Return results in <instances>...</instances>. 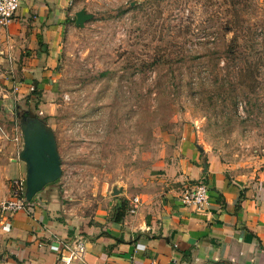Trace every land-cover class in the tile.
I'll use <instances>...</instances> for the list:
<instances>
[{"label": "rangeland", "instance_id": "obj_1", "mask_svg": "<svg viewBox=\"0 0 264 264\" xmlns=\"http://www.w3.org/2000/svg\"><path fill=\"white\" fill-rule=\"evenodd\" d=\"M88 14L64 33L48 96L1 92L2 129L31 118L51 135L61 173L46 187L70 219L161 190L182 138L237 183L264 182V0H110Z\"/></svg>", "mask_w": 264, "mask_h": 264}, {"label": "crops", "instance_id": "obj_2", "mask_svg": "<svg viewBox=\"0 0 264 264\" xmlns=\"http://www.w3.org/2000/svg\"><path fill=\"white\" fill-rule=\"evenodd\" d=\"M108 1L20 0L13 20L0 26V105L7 102L5 89L16 91V99L30 92V98L48 96L57 80L64 33L76 27L74 13H88ZM191 141H180L161 190L120 196L90 220L70 219L60 196L48 187L28 202L26 211L9 219L0 214V264H55L47 246L77 234L85 244L79 264H264V182L228 178ZM21 150L20 127H0V202L9 196L8 181L24 177ZM200 179L207 187L206 204L200 211L182 207L178 195ZM134 196L140 204L130 214ZM118 201L126 210L114 222Z\"/></svg>", "mask_w": 264, "mask_h": 264}, {"label": "built area", "instance_id": "obj_3", "mask_svg": "<svg viewBox=\"0 0 264 264\" xmlns=\"http://www.w3.org/2000/svg\"><path fill=\"white\" fill-rule=\"evenodd\" d=\"M20 0H0V26H7L14 18ZM32 90L31 88L29 89ZM9 196L0 202V214L9 219L16 213L26 211L29 201L25 199V179L17 177L10 180L8 186ZM177 200L182 207H190L194 211H200L207 202V187L203 180H198L191 188L182 191ZM139 198L134 196L129 201L128 212L130 214L138 208ZM4 231L8 225L2 226ZM49 252L55 256V264H79L83 260L85 244L83 238L77 234L64 238L47 246Z\"/></svg>", "mask_w": 264, "mask_h": 264}, {"label": "water", "instance_id": "obj_4", "mask_svg": "<svg viewBox=\"0 0 264 264\" xmlns=\"http://www.w3.org/2000/svg\"><path fill=\"white\" fill-rule=\"evenodd\" d=\"M74 24L82 27L91 15L79 10L74 13ZM22 150L19 160L25 165V199L30 201L44 186L60 176L58 155L51 135L36 119L25 123L21 129Z\"/></svg>", "mask_w": 264, "mask_h": 264}, {"label": "trees", "instance_id": "obj_5", "mask_svg": "<svg viewBox=\"0 0 264 264\" xmlns=\"http://www.w3.org/2000/svg\"><path fill=\"white\" fill-rule=\"evenodd\" d=\"M37 94V93H36ZM55 182V181H54ZM49 184H47L46 186H48ZM44 186L43 189L46 187ZM38 194V193H37ZM36 194V195H37ZM126 204L125 203H119L116 205V207L114 208V212H113V216H112V220L114 222H119L120 219L122 218L123 214H124V210H126Z\"/></svg>", "mask_w": 264, "mask_h": 264}]
</instances>
